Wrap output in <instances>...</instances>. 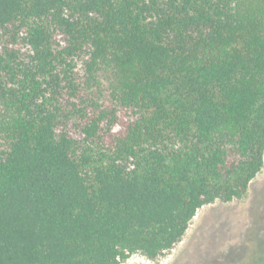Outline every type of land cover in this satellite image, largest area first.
<instances>
[{
    "label": "trees",
    "instance_id": "1",
    "mask_svg": "<svg viewBox=\"0 0 264 264\" xmlns=\"http://www.w3.org/2000/svg\"><path fill=\"white\" fill-rule=\"evenodd\" d=\"M263 165L264 0H0V264L155 259Z\"/></svg>",
    "mask_w": 264,
    "mask_h": 264
},
{
    "label": "rangeland",
    "instance_id": "2",
    "mask_svg": "<svg viewBox=\"0 0 264 264\" xmlns=\"http://www.w3.org/2000/svg\"><path fill=\"white\" fill-rule=\"evenodd\" d=\"M259 251H264V165L243 197L198 209L172 249L155 259L134 253L121 264H250Z\"/></svg>",
    "mask_w": 264,
    "mask_h": 264
}]
</instances>
